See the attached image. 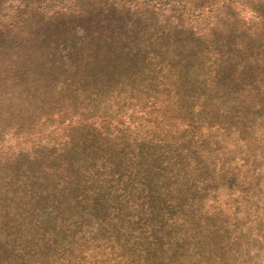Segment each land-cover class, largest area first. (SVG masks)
<instances>
[{"label": "rangeland", "instance_id": "rangeland-1", "mask_svg": "<svg viewBox=\"0 0 264 264\" xmlns=\"http://www.w3.org/2000/svg\"><path fill=\"white\" fill-rule=\"evenodd\" d=\"M105 1L87 2L100 8ZM125 1L140 7L150 3ZM68 7H74L70 0H44L42 5L35 0H0V209L8 207L1 202L2 191L8 189L4 177L12 174L23 180L18 175H26L27 167L33 166L58 191L56 204L65 198L69 212L81 199L74 197L77 177L86 168L94 171L90 160L77 158L83 127L91 131L84 136L96 137L100 145L126 144V153L136 148L134 138L154 135L146 147L139 143L143 148L138 155L149 165L155 186L166 189L138 196L141 203L160 202L159 215L143 224L131 210L116 213L109 202L122 198L124 180L79 176L83 189L101 191L105 203L84 211L80 205L83 220L74 231L47 214L54 203L36 206L45 208L48 217L33 205L24 222L15 218L0 224L1 240H8L0 241L1 258H14V248L24 242L23 253L34 251L36 257L27 256L20 264H264V0L225 3L215 14H171L169 7L153 15L149 11L155 21L147 24L143 16V29L132 26L130 15L122 14L124 22L112 30L97 14L78 18L88 38L108 36L100 45L120 48L126 61L135 60L128 52L130 36L154 38L156 57L146 73L135 77L145 81V88L131 92L112 83L119 80L120 71L113 75L111 68L82 70V83L68 71L63 76L72 81L61 80L60 68L69 65L70 58L77 62L85 46L71 37L80 32L67 33L58 25L69 21L63 9ZM178 15L183 27L177 29L189 41L186 48L171 37L177 35L171 25L177 24ZM101 84L107 89L101 90ZM178 93L189 99L180 103L193 104L192 110L175 114L170 102ZM226 100L235 102L232 109H227ZM161 102L166 106L151 109ZM163 116L165 129L155 133L156 120ZM188 120L192 126L186 131ZM70 123L75 126L70 128ZM166 130L177 132L182 141L178 148L155 140ZM188 133L194 141L186 142ZM161 148L160 163L152 156ZM61 240L76 244L73 258L59 263V251L70 255L58 249L65 248ZM48 243L52 247L43 250Z\"/></svg>", "mask_w": 264, "mask_h": 264}, {"label": "trees", "instance_id": "trees-1", "mask_svg": "<svg viewBox=\"0 0 264 264\" xmlns=\"http://www.w3.org/2000/svg\"><path fill=\"white\" fill-rule=\"evenodd\" d=\"M44 0H35L36 4L42 5V2ZM86 1V2H85ZM88 0H70V4L74 7H68L63 8L67 10L66 13H69V21L66 22H59L58 25L61 27L62 30L66 31L67 33L70 32H80V36H76L74 34H71L73 38L82 41L81 43L85 46L82 47V50H79L78 55L83 54V56L80 57V59L76 62L75 59L70 58L68 60L69 65L62 66L61 69V80H71L66 75V72L68 71L69 75L72 73L73 76L77 77L78 82L82 83L85 82L83 75V71L86 70H98L99 68H111L113 75H118L116 71L119 72V80L113 81L114 84H120V88L127 87V89L133 91H137L140 89L145 88L144 80H136L135 77L137 75V78L142 76L143 73H146V67L151 64L150 60L153 59V57H156L155 49L156 42H154V38L147 37L142 38L138 37L136 35L130 36V48L128 49V52L130 56H132L135 60L134 61H126L121 58L122 55H120V48L116 47H110L109 45L102 44L100 45V42L103 40H108V36L104 35H98V37H95L93 39L88 38L87 27L84 26L83 23L78 22V18H81L83 16H88L86 14H91L90 16H93L94 14H97L99 17H101L106 23V28H109L112 30L113 27L118 26L119 23H123V15H130L133 18L132 26L135 28H141L143 29L144 23H142L141 18L144 16L146 18V23L148 22H154L155 20L150 16H148V12L150 11L153 15L156 13L155 11H159L161 9H167L169 7V10L171 11V14L176 13L177 11H181L182 14L186 15L189 14L190 16L194 14L196 11H198L200 14L203 12L207 13H217L219 11V7L225 5V3L229 2H236L237 0H174L173 3L166 2L163 3L162 0H146L147 2H150L147 7H150L151 10H148L147 7H140L136 5H130L125 0H106L103 3V6L100 8H97L93 5L95 3L87 2ZM164 1H170V0H164ZM86 6H88L86 8ZM47 8V6H46ZM57 14V13H55ZM58 18V16H57ZM75 19V20H74ZM91 19V17H90ZM89 19V21H90ZM51 20H54L51 18ZM175 20L177 21V24L171 25L172 29L177 33V35H171V37H174L175 39H179V41L174 42L177 46L180 48H186L189 41H186L184 39V33H180L177 28L183 27L182 21L183 19L180 18V15L175 16ZM89 21L84 22L85 24H88ZM83 22V21H82ZM168 27V24L167 26ZM227 27V26H226ZM147 29V27H146ZM148 32L150 31L147 29ZM186 30V29H185ZM119 44H122V42H118ZM179 55V54H177ZM187 66H181L180 69H185ZM83 70V71H82ZM134 78V80H132ZM67 80V81H68ZM72 81V80H71ZM178 89L182 86V84H177ZM101 90H105L106 85L101 84L100 85ZM122 90V89H120ZM156 91L154 90L153 93ZM182 100H189L185 98L181 93L175 94L173 96V100L170 102V104L174 105L173 109H175V114H177V111H190L193 109V104L189 106H185L184 104H181L180 102ZM168 101V100H167ZM217 102L222 103L223 100L219 99ZM225 105H227V109H232L233 105H235V102L233 101H227ZM165 103L161 102L156 103L154 107H151V109H161L165 107ZM199 107V106H197ZM211 109H215L216 111L219 110V107L216 106H210ZM226 109V110H227ZM162 111L166 112L164 109ZM165 116H163L160 120L159 118L156 120V128L158 127L159 132L165 129V127H162L163 121ZM159 120V122H158ZM144 122H140L142 125ZM158 124V125H157ZM75 125H72L70 123V128L74 127ZM190 126H192V123L190 120H188L187 129L186 131L190 130ZM82 133L80 135V139L83 141H80L78 143V146L75 147V150L77 151V158L81 161H89L91 166H93L94 171L91 172L90 168H86L83 173H80L79 176L90 179L91 177L97 178V175H101L104 179H114L115 177H118L119 180H124L125 185L123 186V189L121 190L122 198L119 199V196L115 198L114 202H111L113 205H115L116 213H123L126 210H131L132 213H134L133 218L137 220V223L139 220L142 221L143 224L149 222L153 218L157 217V203L154 200H148L147 202L142 201V203L139 200L138 196H141L143 194H155L156 192L153 190H158L161 192L160 189H166V186L159 187V189L155 186L153 178L149 175V165L142 162L140 159V156L138 153H140L143 148V145L146 147L150 142L152 141L151 138H154V135H151L150 137L148 135H144L141 138H134L133 141L135 143L136 148H132L131 152H127V146L126 144H123L122 147L119 148L113 146L111 143H102L100 145L99 143H96L94 140L96 137L92 135L84 136V133H91V131L87 127H83V130H81ZM167 133V136H166ZM195 136L192 133H188L186 135V142H192L194 141ZM166 140L168 143H173L174 146L172 149L178 148L182 141L177 136V132L173 130H169L164 134H159L155 140ZM143 143L142 146L139 145V143ZM117 143V142H116ZM86 144H89V147L85 146ZM97 145V146H96ZM96 146V147H94ZM53 147H59V145L53 146ZM104 149V151L102 150ZM164 148H161L160 150L156 151L157 153L153 154L154 161L162 162V159L160 158L161 155L159 153ZM88 152V153H87ZM137 152V153H135ZM37 151H34V159L37 160L38 158ZM122 168L123 170L121 172H116L117 168ZM16 170L21 171V168H16ZM28 173L26 175H18L20 177H24L23 180L18 181V179L15 178L14 175H6L4 179L7 180L6 184L8 185V189L3 190L1 197V202H5L7 208L4 209L2 207L0 209V224H2L3 221L11 220L18 218L21 221H25L27 219L26 215L29 214L31 211V207L34 205L35 210H38L39 212H44L46 214L45 208H36L37 204L46 207L47 205L55 204L54 208H51L47 214L51 216V219L54 222H58L61 226L64 228L71 229V231L76 230L78 222L83 220V215L81 214V206L82 205V211L89 210L93 207L99 206L101 203H105L104 198L101 197V191H92V190H86L83 189L84 187L82 184L78 181L73 187L74 197L78 196L81 197L75 204L71 205V210L67 212L66 207L68 205V202L61 201V203L56 204L58 194L56 192V189L54 186L49 183V181L43 177L40 176L34 169L33 166L27 167ZM108 184V182H107ZM115 186H118L116 183ZM100 187L102 188V185L100 183ZM85 193V194H84ZM91 197L90 199L86 200L85 197ZM133 196H136V202L133 200ZM70 198V197H68ZM84 199V200H83ZM80 201V202H79ZM87 202V203H86ZM11 205V207L9 206ZM62 207H61V206ZM3 210V211H2ZM2 211V212H1ZM72 212H77L75 214H72ZM46 214V217L48 215ZM70 215L69 217H66L65 215ZM33 219H31L32 221ZM29 221V222H31ZM103 223V222H102ZM117 229L121 231V233L124 231L123 228L117 226L115 224ZM109 227L108 224L105 225V228L107 229ZM72 234V232H69ZM116 233L118 231L116 230ZM119 234V233H118ZM1 236V234H0ZM4 237V236H3ZM16 237V236H13ZM52 237V236H51ZM53 238V237H52ZM66 238V237H61ZM74 238V237H73ZM6 239V238H5ZM0 241L6 244L8 240ZM76 243L72 242L69 244L67 240H61L60 246L65 248H58L60 250H69L70 255L67 256L65 254L66 251H59L56 254V262H64L69 261L73 258L74 255V249ZM15 246V244H13ZM58 246V245H57ZM24 247V248H23ZM52 247L49 243L46 245V247L43 248L49 249ZM14 249H17V254L14 258H10L7 256H4V258H1L4 255V252L2 251V248H0V264H20L21 262H24L27 258V256H31L32 258H35L36 255L34 251H29L27 254H24L23 251L27 250L26 245L24 242H22L20 247H15ZM47 258H42L41 261H46ZM37 264V262H35ZM42 264V263H41Z\"/></svg>", "mask_w": 264, "mask_h": 264}]
</instances>
